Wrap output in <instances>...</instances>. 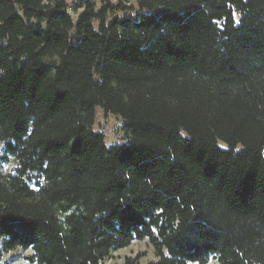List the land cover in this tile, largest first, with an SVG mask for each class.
Masks as SVG:
<instances>
[{
    "label": "trees",
    "instance_id": "trees-1",
    "mask_svg": "<svg viewBox=\"0 0 264 264\" xmlns=\"http://www.w3.org/2000/svg\"><path fill=\"white\" fill-rule=\"evenodd\" d=\"M0 145V264H264V0H0Z\"/></svg>",
    "mask_w": 264,
    "mask_h": 264
},
{
    "label": "rangeland",
    "instance_id": "rangeland-1",
    "mask_svg": "<svg viewBox=\"0 0 264 264\" xmlns=\"http://www.w3.org/2000/svg\"><path fill=\"white\" fill-rule=\"evenodd\" d=\"M99 1L100 0H97V2ZM66 2L70 4V6H73L77 0H66ZM94 130L104 136L107 146L125 143L122 122L117 116L111 114L105 115L100 110H96ZM1 148L0 145V174H4L11 172L15 167V163L12 159H9L7 162L1 160ZM30 254V251L17 249L3 254L1 262H8L10 264H29L25 260V257ZM136 254H142L139 260L140 264H146L149 261L155 260L153 248L149 241L145 239L142 241H133L128 247L112 252L110 257L104 261V264H123L124 258L134 257ZM207 264H216V260L210 258Z\"/></svg>",
    "mask_w": 264,
    "mask_h": 264
},
{
    "label": "built area",
    "instance_id": "built-area-1",
    "mask_svg": "<svg viewBox=\"0 0 264 264\" xmlns=\"http://www.w3.org/2000/svg\"><path fill=\"white\" fill-rule=\"evenodd\" d=\"M126 1H127V4H130L134 0H126Z\"/></svg>",
    "mask_w": 264,
    "mask_h": 264
}]
</instances>
